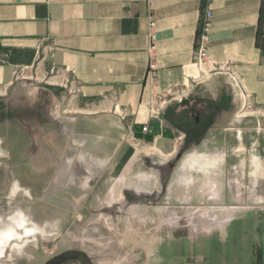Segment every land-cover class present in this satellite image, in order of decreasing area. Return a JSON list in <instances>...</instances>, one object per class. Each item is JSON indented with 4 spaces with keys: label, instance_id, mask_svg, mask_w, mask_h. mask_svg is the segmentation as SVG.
<instances>
[{
    "label": "crops",
    "instance_id": "0c3cea01",
    "mask_svg": "<svg viewBox=\"0 0 264 264\" xmlns=\"http://www.w3.org/2000/svg\"><path fill=\"white\" fill-rule=\"evenodd\" d=\"M207 9L209 55L198 64ZM66 79L76 94L52 83ZM7 96L26 99L13 107L38 118L15 124L14 136L28 137L7 151L40 204L137 226L135 212L120 215L154 207L163 183L155 165L176 161L171 183L180 163L185 174L199 172L211 166L200 162L222 166L230 147L264 146V135L255 137L264 132V0H0V99ZM146 180L149 193L137 187ZM234 218L221 217L211 232L226 234ZM251 242L252 264H264V234ZM76 258L64 264L83 262Z\"/></svg>",
    "mask_w": 264,
    "mask_h": 264
},
{
    "label": "rangeland",
    "instance_id": "374dc122",
    "mask_svg": "<svg viewBox=\"0 0 264 264\" xmlns=\"http://www.w3.org/2000/svg\"><path fill=\"white\" fill-rule=\"evenodd\" d=\"M24 100L0 99V264H45L69 251L90 254L92 259L83 255L81 260L93 264H252L248 247L264 234L263 145L230 147L222 166L200 162L211 166L199 172L190 166L194 171L185 174L180 163L171 183L164 178L158 186L153 177L159 189L151 197L154 207L144 204L120 215L127 219L135 212L142 219L131 226L127 220L114 222L106 212L49 209L40 204L39 193L14 176L7 150L28 134L16 130L15 137L13 127L38 120L29 108L13 107H22ZM262 128L255 130L260 143ZM151 181L137 187L149 193ZM221 217L236 221L226 234L211 232Z\"/></svg>",
    "mask_w": 264,
    "mask_h": 264
},
{
    "label": "built area",
    "instance_id": "2783aa9c",
    "mask_svg": "<svg viewBox=\"0 0 264 264\" xmlns=\"http://www.w3.org/2000/svg\"><path fill=\"white\" fill-rule=\"evenodd\" d=\"M212 11L207 9L205 11L204 17L202 18V20L200 21V33L198 35V43L196 46V62L198 64H202L204 62H206L208 60V55H209V43H210V34H211V30H212ZM150 28H151V32H150V37L151 40L155 41L156 35H155V21H151L150 23ZM154 49H155V45L153 44L151 47V52L152 55L154 53ZM153 59V57H152ZM151 77L154 78L155 73L153 71L154 66L151 64ZM225 68H227V65L224 66H215V70L221 71L224 70ZM53 84L56 85H60L62 87H66L69 89L70 93L72 94H76L78 92L77 89H72L70 82L66 79V80H61V81H57V82H52ZM166 101H163L162 104H165Z\"/></svg>",
    "mask_w": 264,
    "mask_h": 264
},
{
    "label": "flooded vegetation",
    "instance_id": "af4514ba",
    "mask_svg": "<svg viewBox=\"0 0 264 264\" xmlns=\"http://www.w3.org/2000/svg\"><path fill=\"white\" fill-rule=\"evenodd\" d=\"M175 164H176V161H170V162H168L166 165H161V164H159V165H155V167L158 169V174H159V176H160V180L161 179H164V178H166V176H167V172H169V174H170V169H174V167H175ZM7 186H8V184H6ZM10 220V218H8V221ZM2 223H4V221H2ZM56 257V256H55ZM69 259H75V260H77V258L76 257H74V258H69ZM53 260V259H52ZM54 260H55V258H54ZM53 260V261H54ZM67 260V259H66ZM66 260H63V261H61V262H59V263H56V261H55V263L53 262V261H48L46 264H64L65 262H66ZM68 261V260H67ZM78 262H80L79 260H77ZM81 264H86L84 261L83 262H81Z\"/></svg>",
    "mask_w": 264,
    "mask_h": 264
},
{
    "label": "water",
    "instance_id": "95a60500",
    "mask_svg": "<svg viewBox=\"0 0 264 264\" xmlns=\"http://www.w3.org/2000/svg\"><path fill=\"white\" fill-rule=\"evenodd\" d=\"M83 255H86V253L84 251H69V252H66L64 254H61L57 257H55V260H51L55 263H59L63 260H66V259H69V258H72V257H78V258H81Z\"/></svg>",
    "mask_w": 264,
    "mask_h": 264
}]
</instances>
